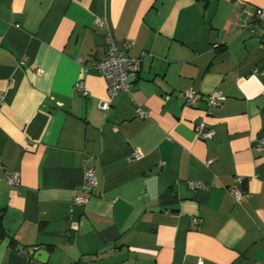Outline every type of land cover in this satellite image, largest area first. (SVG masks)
I'll return each instance as SVG.
<instances>
[{
    "label": "crops",
    "instance_id": "1",
    "mask_svg": "<svg viewBox=\"0 0 264 264\" xmlns=\"http://www.w3.org/2000/svg\"><path fill=\"white\" fill-rule=\"evenodd\" d=\"M256 8L264 0H0V264H262ZM109 36L131 41L140 66L100 109L106 83L92 62ZM213 90L225 99L207 106ZM198 121L211 139L196 137ZM85 167L96 186L79 204ZM236 175L240 201L228 191Z\"/></svg>",
    "mask_w": 264,
    "mask_h": 264
},
{
    "label": "built area",
    "instance_id": "2",
    "mask_svg": "<svg viewBox=\"0 0 264 264\" xmlns=\"http://www.w3.org/2000/svg\"><path fill=\"white\" fill-rule=\"evenodd\" d=\"M252 17L258 21H264V10L254 9ZM100 21H97V23ZM131 45V41L125 40L121 43H117L111 36L108 37L105 44V54L102 59L94 60L92 67L104 78L106 83V96L107 99H101L98 101V107L100 109H107L109 107L110 99L116 96L119 92H127L129 90L128 76L135 75L140 66V58L128 55L127 49ZM73 88L81 95L87 93L86 89L81 82H76ZM184 103L186 105H193L199 94L196 93L192 87H187L182 91ZM207 106H217L224 99L225 96L218 91H211L210 93L201 96ZM135 113L138 117L144 118L148 116V111L135 107ZM194 133L197 138L211 139L213 135V128L207 126L203 121H198L194 125ZM254 146L258 149L264 146V139L258 137L254 142ZM141 157V152L138 149H134L129 155V160L138 159ZM4 182L8 185H16L18 183V176L16 173L5 174L3 176ZM242 177L236 175L233 177V184L228 188L230 194L236 201H240L242 198V192L240 190V184L242 183ZM96 186V179L93 169L91 167H85L83 170V180L79 187V193L73 198L75 203L82 204L86 202L88 195L93 191ZM190 187L203 188L202 183H190ZM201 260H198L196 264H201ZM264 264V259L261 261Z\"/></svg>",
    "mask_w": 264,
    "mask_h": 264
},
{
    "label": "water",
    "instance_id": "3",
    "mask_svg": "<svg viewBox=\"0 0 264 264\" xmlns=\"http://www.w3.org/2000/svg\"><path fill=\"white\" fill-rule=\"evenodd\" d=\"M134 75L128 76L127 80L129 82L130 79H132ZM32 251V250H30ZM47 252L44 250H33L32 251V259L34 263L43 262L45 259L41 258L42 256L46 255Z\"/></svg>",
    "mask_w": 264,
    "mask_h": 264
}]
</instances>
